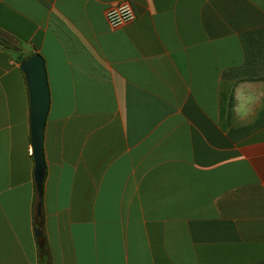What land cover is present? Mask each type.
Instances as JSON below:
<instances>
[{
    "label": "crops",
    "instance_id": "1",
    "mask_svg": "<svg viewBox=\"0 0 264 264\" xmlns=\"http://www.w3.org/2000/svg\"><path fill=\"white\" fill-rule=\"evenodd\" d=\"M116 1L0 0L50 89L40 200L0 47V264H264V0Z\"/></svg>",
    "mask_w": 264,
    "mask_h": 264
},
{
    "label": "water",
    "instance_id": "2",
    "mask_svg": "<svg viewBox=\"0 0 264 264\" xmlns=\"http://www.w3.org/2000/svg\"><path fill=\"white\" fill-rule=\"evenodd\" d=\"M29 94V124L31 151L34 158V180L41 200L46 164L44 130L50 108V89L43 56L35 53L20 63ZM41 201L39 202V207Z\"/></svg>",
    "mask_w": 264,
    "mask_h": 264
},
{
    "label": "trees",
    "instance_id": "3",
    "mask_svg": "<svg viewBox=\"0 0 264 264\" xmlns=\"http://www.w3.org/2000/svg\"><path fill=\"white\" fill-rule=\"evenodd\" d=\"M0 47L10 50L13 56L15 57V60L18 63H21L27 57L32 55V54H28L25 56L24 53L22 52V43L20 41H12L11 36L1 29H0ZM42 223H43V217L42 214L40 213L39 216L35 217V225L37 226V228L39 227L40 229V234L37 236V246L41 257L48 252L47 242L42 233Z\"/></svg>",
    "mask_w": 264,
    "mask_h": 264
},
{
    "label": "built area",
    "instance_id": "4",
    "mask_svg": "<svg viewBox=\"0 0 264 264\" xmlns=\"http://www.w3.org/2000/svg\"><path fill=\"white\" fill-rule=\"evenodd\" d=\"M105 18L112 28H119L135 19V13L127 0L114 2L105 12Z\"/></svg>",
    "mask_w": 264,
    "mask_h": 264
}]
</instances>
